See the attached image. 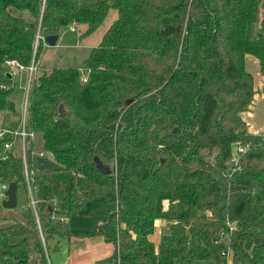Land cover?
I'll use <instances>...</instances> for the list:
<instances>
[{
  "label": "trees",
  "instance_id": "1",
  "mask_svg": "<svg viewBox=\"0 0 264 264\" xmlns=\"http://www.w3.org/2000/svg\"><path fill=\"white\" fill-rule=\"evenodd\" d=\"M111 9L118 17L86 59V80L65 67L32 81L27 152L59 163L28 160L37 215L20 145L4 159L14 137L0 139V179L28 199L24 219L0 226V264H51L63 240L96 235L116 246L111 264H228L230 251L233 264H264V140L242 117L256 93L248 54L264 76V0H0V111L17 89L7 61L32 63L39 28L91 34ZM238 143L252 147L233 171ZM88 202L112 209L97 229H72L66 219ZM159 219L169 229L157 250Z\"/></svg>",
  "mask_w": 264,
  "mask_h": 264
},
{
  "label": "rangeland",
  "instance_id": "2",
  "mask_svg": "<svg viewBox=\"0 0 264 264\" xmlns=\"http://www.w3.org/2000/svg\"><path fill=\"white\" fill-rule=\"evenodd\" d=\"M118 17V10L111 9L102 23V25L93 33L86 34L87 26L82 25L76 27L74 25L67 26L63 28L58 34V41L55 45L49 44L46 39L43 41V46L41 52L37 59V65L39 66L37 70V75L44 72H49L55 68H67L73 67L81 70L82 75H86L89 69L86 65V59L89 57L91 51L94 47L98 46L105 33L114 23ZM44 33V32H43ZM45 38L46 34L44 33ZM253 36L256 33L253 32ZM251 55V54H248ZM253 56V55H252ZM255 57V56H253ZM257 62L254 63L250 61L249 57L246 59V67L251 71L254 76V87L255 91L262 88L263 78L261 75V70L258 69ZM88 76V74H87ZM20 76L15 77V82L17 89L15 90L12 99L16 103L15 110L3 111L5 114L0 118V127H8L9 130L14 132V130L21 129L23 127L24 121V99L26 94L25 87L28 84V72L23 71L21 74V85L18 83ZM256 141L261 140V138L256 137ZM19 145V144H18ZM18 150H21L20 146H17ZM40 148L31 154L29 153V158L33 160L36 169L41 170H53L59 167V163L50 154L45 156H40ZM44 151V150H43ZM28 158V160H29ZM96 161L100 167L105 169L109 173H116V161L114 159H109L104 156H96ZM220 175V173H219ZM4 181L0 179V222L4 220L6 214H25L28 208V199L25 195L23 189L18 192V206L15 209H7L3 206V198H1V189ZM112 209L111 205L103 203H82L80 204L79 213L72 217V225L77 226L80 229L94 230L97 225L104 221L106 218L105 214ZM54 262L59 259H65V253L59 256H52ZM195 264H207L203 260H198ZM228 264H233V255L229 256Z\"/></svg>",
  "mask_w": 264,
  "mask_h": 264
},
{
  "label": "crops",
  "instance_id": "3",
  "mask_svg": "<svg viewBox=\"0 0 264 264\" xmlns=\"http://www.w3.org/2000/svg\"><path fill=\"white\" fill-rule=\"evenodd\" d=\"M72 25L76 27L80 26L79 24H72ZM248 57L250 61L254 63L257 62L258 69L261 70V65L259 60L256 57H253L252 55H247L246 59H248ZM261 75L263 78L262 88L256 91L251 106L249 107V109H247L242 113V117L244 118V120L248 125V131L252 133L255 136V138L259 137L263 139L264 138V76L262 74V71H261ZM18 83L21 85V77ZM14 104L16 108V103ZM3 113H4L3 111H0V118H2L5 115ZM5 129H9V128L0 127V130H5ZM16 141L18 142V140ZM107 213L105 214V216L107 215ZM4 217H5L4 220L0 222V226L7 224L9 222L7 219L11 217L24 219V214L22 215L18 213L6 214V216ZM72 217L66 219V221L69 223L72 229L86 230V229H80L77 226L76 227L73 226ZM105 219L103 220L105 221ZM104 221H101L97 225V227ZM97 227L95 229H97ZM168 229H169L168 221L162 219L156 221V230L154 234L150 235V239L155 243L157 250L159 249V245L162 241V238L164 234L168 231ZM92 230H86V231H92ZM62 244H63L62 248L59 251L51 252L50 255L51 264H111L110 258L116 249V246L113 243L107 242L104 236L101 235H96L91 237H72L70 240H63ZM63 253H65L66 258L64 260L59 259L57 262H54L52 256L53 255L59 256L60 254Z\"/></svg>",
  "mask_w": 264,
  "mask_h": 264
},
{
  "label": "built area",
  "instance_id": "4",
  "mask_svg": "<svg viewBox=\"0 0 264 264\" xmlns=\"http://www.w3.org/2000/svg\"><path fill=\"white\" fill-rule=\"evenodd\" d=\"M45 41V35L42 34L41 28H39L37 34H36V41L34 44V51H33V59L32 63L29 66H25L21 64L19 61L15 59H11L7 61V65L10 67V69L13 72L14 77L20 76L23 71L28 72V84L25 87L26 89V94H25V99H24V121H23V127L20 130L17 131H9V130H0V139H3L7 134H10L14 137L13 142H8L5 144V153L3 155V158L6 159L9 156V152L13 150L14 148V143L17 142L21 147V152H22V158L24 161V173L26 176V182H27V188H28V193H29V206L33 208L37 215V203H38V198H37V187L34 184V179L32 177V173L29 169V163H28V158H29V153L27 152V142L30 139H35L36 134L34 131L30 130L27 126V113H28V108H29V94H30V88L32 81L34 77L37 75V70L38 65H37V53L39 50L40 43ZM83 80L87 79L86 75H82ZM264 140V138H263ZM252 147V144H242L238 143L234 149V152L229 160V164L232 168L233 171H236L237 169L240 168L241 166V156L244 155L245 153L248 152V150ZM49 153L47 151H40L39 155L40 156H45L48 155ZM9 184L5 183L2 185L1 189V198L6 199L7 198V190H8ZM228 225L230 226V230H233L235 228V223H230V221H227ZM232 252L230 251L229 256H232Z\"/></svg>",
  "mask_w": 264,
  "mask_h": 264
},
{
  "label": "water",
  "instance_id": "5",
  "mask_svg": "<svg viewBox=\"0 0 264 264\" xmlns=\"http://www.w3.org/2000/svg\"><path fill=\"white\" fill-rule=\"evenodd\" d=\"M58 38H59L58 35H48L46 36L45 39L49 44L55 45L56 42L58 41ZM12 77H14L13 74H12ZM9 109L15 110V104L13 101L11 102ZM60 113L62 115H66L68 113L63 105L60 106ZM3 206L7 209L17 208L18 206V185L15 182L9 184L8 190H7V198L3 200Z\"/></svg>",
  "mask_w": 264,
  "mask_h": 264
}]
</instances>
